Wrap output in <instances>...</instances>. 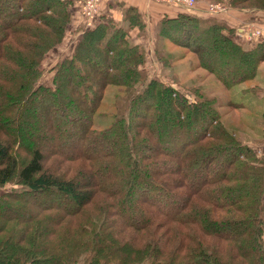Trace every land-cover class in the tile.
Wrapping results in <instances>:
<instances>
[{
  "label": "trees",
  "instance_id": "16d2710c",
  "mask_svg": "<svg viewBox=\"0 0 264 264\" xmlns=\"http://www.w3.org/2000/svg\"><path fill=\"white\" fill-rule=\"evenodd\" d=\"M82 2L0 0V190L11 187L0 194V264H264V155L244 143L243 114V129L228 116L244 106L152 76L131 37H146L139 8L121 3L123 24L104 14L82 28L41 83ZM226 4L264 14V0ZM169 15L153 37L158 65L192 54L191 70L223 92L252 89L264 40L244 48L227 15Z\"/></svg>",
  "mask_w": 264,
  "mask_h": 264
},
{
  "label": "rangeland",
  "instance_id": "374dc122",
  "mask_svg": "<svg viewBox=\"0 0 264 264\" xmlns=\"http://www.w3.org/2000/svg\"><path fill=\"white\" fill-rule=\"evenodd\" d=\"M110 1L111 0H101L100 7H99V15L97 18L99 20V18L101 16H103L104 14H107L109 17L111 16L112 19L116 23H118L116 21V19L120 21L121 16L120 17L117 16V11L114 10L117 7V6L113 7L115 2H110ZM217 1H219V2H217ZM226 1L228 3V1H230V0H216V1L215 0H212V1L208 0V2L206 0H199V4L197 5L196 9L192 10V11H187L183 8H177V7H173V6H164V7H166V8L170 7L173 11H175L174 14L184 11V12L192 13L191 14L192 16H196L198 18H203L202 14H208V13L210 15L213 14V13L209 12V7H208L209 4H211V3L222 4L224 6L229 7L228 4H226ZM86 2H87V0H83V2L81 4L77 5V7L74 11V15H73V23L71 24V26L68 28L69 30L67 31V38L65 40L66 42H64L63 45L54 49L52 52H50L46 56L44 63H43L44 76L41 80V83L43 85H47V86L51 85L52 78H53V73L51 71V67L55 66L57 63L61 62L64 58L68 57L69 54H71V50L75 47L78 39L81 36L82 28H86L85 20L82 17V9H83L84 5L86 4ZM196 10H198V11H196ZM216 15H223V14L216 13ZM230 18H232V17H230ZM250 23L252 24L253 22H250ZM118 24H123V22L118 23ZM260 25H262L264 27V23L260 24ZM145 27L147 30V23H145ZM185 28H186V31L183 32V34H186V36H187L188 32L191 30V28L188 25H185ZM147 32H148V30L146 31V37H143L140 39L137 36L138 31H136L135 33H132L131 37H133L135 42H137L138 44H142L145 46L146 51H147V55H148V61H149L148 70L152 76L158 77L159 79H161L162 82H165V83L175 82V84H179L180 86L184 87L187 92L189 90L190 91L195 90V88L199 85H203V87L205 89V94L215 93L214 97L221 99L219 101V103L222 102L224 104L226 102V100H228V99H230L232 101H237V102L241 101L244 104V106H246V107L252 106L250 108H253V106H255L256 109L251 110L253 113L258 111L257 108L259 105H262V102L258 101V99L255 98L256 97L255 95L260 93V87L259 86L264 88V70L260 69L257 72L255 81L253 82V88H255V90H249L251 93H249L248 90L245 88V87H249V86H246L245 84L238 85L237 87H235V88H233L230 91L225 93L221 89V88H223L222 83L220 81H218L215 77H213V75L209 76L206 71L196 67V65L194 67V70H191V59L194 60V55H192V54L191 55L187 54L186 56L181 57L180 62H177V63L173 64L172 66L170 65V67H167L165 65H161L162 66L161 67L160 65H158V63H156L154 56H153V51H154V47L152 44L153 35H152V33H149V32L147 35ZM178 35H179L178 31L171 32L172 40L178 41L181 44L187 42V38L185 37V35L182 37L181 36L178 37ZM190 42L194 43L193 40H191ZM248 42H253V41H248ZM257 42L258 41L254 42V43H257ZM205 61H207V60L205 58H203V63H208V64H210V66H211V64L216 66L217 72L226 74L227 71H229V69L225 65V64L230 63L229 60H226V59L220 60L219 59L218 60L219 62H215V61L205 62ZM198 74H201L202 78L200 77L201 79L196 80L197 79L196 76H198ZM255 91H256V93H255ZM216 101L218 102V100H216ZM241 112L243 113V116L246 115V112L244 110H242L240 112H237V111L233 112L228 116H229V118H231L233 121L236 122L237 127H240L241 129H243L244 127L236 120V118H239V116H241L240 115ZM255 117L256 116L252 117V120L254 122L257 121L258 123L261 124V121L256 119ZM110 123H111V120L109 118H103L100 115H97L95 117V125H97V126L106 127V126H109ZM257 129H258V125H256L255 131L249 132V130L243 129V134L245 136L250 137L251 139L255 140V141L252 140L251 142H249L248 146L251 148H254L255 151L257 152L258 156H262V155H264V132L260 133L257 131ZM244 142H248V141H244ZM10 189H11V187L9 185L6 188L1 189L0 194L4 191L10 190Z\"/></svg>",
  "mask_w": 264,
  "mask_h": 264
},
{
  "label": "crops",
  "instance_id": "0c3cea01",
  "mask_svg": "<svg viewBox=\"0 0 264 264\" xmlns=\"http://www.w3.org/2000/svg\"><path fill=\"white\" fill-rule=\"evenodd\" d=\"M110 2H115L113 7L114 6H117V7L114 10L117 11V16H119V17L121 16L120 21L116 19V21L118 23L123 22V15L121 13L122 9H120L121 3H126V5L127 4L134 5L137 8H139V10L141 11V14L143 15L144 22L147 23V30L149 33H152L153 37L155 36L156 27L159 24V22L165 17V15H169V14H166L168 9H169L170 14H171L169 16L170 17L175 16L173 11L170 10L171 8H169V7L166 8L163 5H161V6L153 5V3L150 0H111ZM196 11H198V10H196ZM225 15H227L226 17H229L227 20L230 21V22L228 21V23H230V24L232 23V25H231L232 27H238V29H237L238 33H241V30H242L241 26H246L250 22H253V23L259 24V25L264 23V14H262V13H254V15H253V14L241 13L239 11L232 10L229 8L228 13ZM230 17H232V18H230ZM148 32H147V35H148ZM235 40L238 41V43H240L246 49H252L257 44L254 42H248L246 39H239L238 34L236 35ZM263 64H264V62L262 63V65L260 67L261 70H264ZM259 87H260V93H258L257 95H255L256 97L255 96L254 97L256 99H258V101L262 102V105L258 106L259 109L257 108L258 111L254 112V114H255L254 116H256L255 117L256 119L261 121V124L258 123L255 119L254 120L256 122H254L252 120V118L248 115H244L243 120L247 126L246 130H249V132L255 131L256 125H258L259 130L257 129V131L260 133L261 132L263 133L264 132V88L261 86H259ZM250 90H255V88L253 89V87H252V89H250ZM248 92L251 93L249 90H248ZM255 93H256V91H255ZM240 103H242V102L240 101ZM243 106H244V104H243ZM250 107H252V106H249V107L244 106V107H242V110H244L246 113H250V110L256 109L255 106H253V108H250ZM252 140H254V139H251L250 137L246 136L245 141H248V142H244V143L248 144Z\"/></svg>",
  "mask_w": 264,
  "mask_h": 264
},
{
  "label": "built area",
  "instance_id": "2783aa9c",
  "mask_svg": "<svg viewBox=\"0 0 264 264\" xmlns=\"http://www.w3.org/2000/svg\"><path fill=\"white\" fill-rule=\"evenodd\" d=\"M152 3L183 8L187 11L195 10L198 2L197 0H150ZM101 0H87L82 9V17L85 20L86 28H91L96 23L99 15V7ZM209 12L216 14L228 13L229 8L222 4H209ZM245 27V26H244ZM239 39H246L247 41H263L264 40V27L255 23H248L245 28H242L241 33H238ZM189 100H191L189 98Z\"/></svg>",
  "mask_w": 264,
  "mask_h": 264
}]
</instances>
